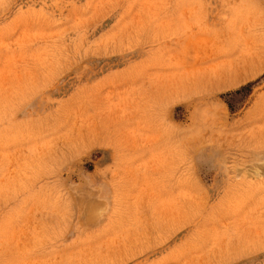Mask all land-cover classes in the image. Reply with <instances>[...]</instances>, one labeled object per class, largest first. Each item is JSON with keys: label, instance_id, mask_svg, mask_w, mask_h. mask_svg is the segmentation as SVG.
I'll return each instance as SVG.
<instances>
[{"label": "rangeland", "instance_id": "374dc122", "mask_svg": "<svg viewBox=\"0 0 264 264\" xmlns=\"http://www.w3.org/2000/svg\"><path fill=\"white\" fill-rule=\"evenodd\" d=\"M0 264H264V0H0Z\"/></svg>", "mask_w": 264, "mask_h": 264}]
</instances>
